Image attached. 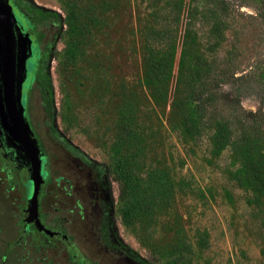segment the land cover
I'll return each instance as SVG.
<instances>
[{
	"label": "rangeland",
	"instance_id": "obj_1",
	"mask_svg": "<svg viewBox=\"0 0 264 264\" xmlns=\"http://www.w3.org/2000/svg\"><path fill=\"white\" fill-rule=\"evenodd\" d=\"M13 1L47 13L33 32L51 96L27 80L22 100L49 182H75L70 202L88 208L71 232L83 252L103 264H264V191L232 141L215 145L219 122L264 117V0ZM29 181L0 155V264H73L63 243L30 235L11 250ZM49 187L46 212L66 199Z\"/></svg>",
	"mask_w": 264,
	"mask_h": 264
},
{
	"label": "water",
	"instance_id": "obj_2",
	"mask_svg": "<svg viewBox=\"0 0 264 264\" xmlns=\"http://www.w3.org/2000/svg\"><path fill=\"white\" fill-rule=\"evenodd\" d=\"M31 39L13 11L10 0H0V142L6 156L16 158L28 170L33 193L28 204L29 221L39 222L42 147L25 118L22 101L26 62Z\"/></svg>",
	"mask_w": 264,
	"mask_h": 264
},
{
	"label": "trees",
	"instance_id": "obj_3",
	"mask_svg": "<svg viewBox=\"0 0 264 264\" xmlns=\"http://www.w3.org/2000/svg\"><path fill=\"white\" fill-rule=\"evenodd\" d=\"M13 11L21 26L23 25L26 31H31L34 35L36 34L33 32L34 23L47 14L42 10L30 11L23 8H20L19 14L15 9ZM212 31L218 39H222L224 37L223 21L216 20ZM36 44L37 40L35 43L31 40V52L26 62L23 85L27 80L29 81L28 86L36 81L42 93L51 96L50 81L47 76L41 73V62L44 54L40 51V47H36ZM153 64L156 74L167 72L168 65L163 59L156 60ZM242 112L240 116L235 113L230 122L217 124L215 145L220 150L232 141L236 147V154L240 156L242 175L254 191L262 193L264 191V117L253 110L243 109Z\"/></svg>",
	"mask_w": 264,
	"mask_h": 264
},
{
	"label": "flooded vegetation",
	"instance_id": "obj_4",
	"mask_svg": "<svg viewBox=\"0 0 264 264\" xmlns=\"http://www.w3.org/2000/svg\"><path fill=\"white\" fill-rule=\"evenodd\" d=\"M13 1V0H12ZM13 8L16 12H20V7L16 4L15 1L12 3ZM25 32H29L30 39L35 43V36L31 31H26L24 26L22 25ZM28 60V59H27ZM39 140V139H38ZM40 142V141H39ZM41 145V143H40ZM42 147V145H41ZM43 150V147H42ZM44 152V151H43ZM0 155L3 157V160L6 162H12L13 166L16 169H24L25 168L16 158H12L6 156V152L2 143L0 142ZM43 153L41 155V175L43 178V182L41 184L40 192H39V206H38V215L39 222L37 223L35 220L29 221V212H28V204L30 197L33 193V183L30 179L29 183L26 184L28 191V198L26 203L20 207V218L18 220L19 225L21 227L20 235L15 243L11 246V250L14 246H18L22 243L26 235H30L33 238V244H37L38 247L42 248H56L58 247V243H63L65 245L67 253L70 255L71 263L73 264H103L88 256L83 250L79 247L78 243L73 239L71 234L73 233V225L80 217L82 220L88 213V208L84 201L80 199H76L74 205L70 202L73 198V195L79 194L75 189H79V186L70 181L66 177H59L55 182H49V172L45 166L44 160L42 159ZM8 174H11L9 170ZM65 179V181L63 180ZM63 180V181H59ZM49 187V194L57 193V190L61 189L64 191L66 199L61 203H57L53 206L52 210H48L47 212L42 208V198L45 195V190L47 186ZM53 185H56L53 186ZM75 186V187H74ZM72 232V233H71ZM2 259V258H1ZM5 261V258L2 259Z\"/></svg>",
	"mask_w": 264,
	"mask_h": 264
}]
</instances>
